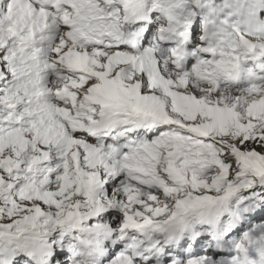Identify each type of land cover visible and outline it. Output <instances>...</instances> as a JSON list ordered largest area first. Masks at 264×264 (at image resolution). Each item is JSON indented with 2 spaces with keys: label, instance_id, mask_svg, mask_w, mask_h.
I'll list each match as a JSON object with an SVG mask.
<instances>
[{
  "label": "clouds",
  "instance_id": "clouds-1",
  "mask_svg": "<svg viewBox=\"0 0 264 264\" xmlns=\"http://www.w3.org/2000/svg\"><path fill=\"white\" fill-rule=\"evenodd\" d=\"M0 264H264V0H0Z\"/></svg>",
  "mask_w": 264,
  "mask_h": 264
}]
</instances>
